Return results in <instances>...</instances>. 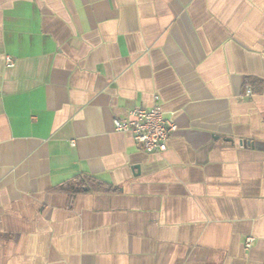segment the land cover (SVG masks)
<instances>
[{"label": "crops", "instance_id": "obj_1", "mask_svg": "<svg viewBox=\"0 0 264 264\" xmlns=\"http://www.w3.org/2000/svg\"><path fill=\"white\" fill-rule=\"evenodd\" d=\"M0 264H264V0H0Z\"/></svg>", "mask_w": 264, "mask_h": 264}, {"label": "built area", "instance_id": "obj_2", "mask_svg": "<svg viewBox=\"0 0 264 264\" xmlns=\"http://www.w3.org/2000/svg\"><path fill=\"white\" fill-rule=\"evenodd\" d=\"M8 67L15 66V59L7 55ZM252 90H247L251 95ZM159 96H155V104L152 107H135L128 116L115 118V128L118 132L131 133L134 140L139 143L143 150L148 153L161 154L168 148V141L176 131V124L173 119L164 114L159 102ZM253 237L248 236L245 241L246 248L252 246Z\"/></svg>", "mask_w": 264, "mask_h": 264}, {"label": "trees", "instance_id": "obj_3", "mask_svg": "<svg viewBox=\"0 0 264 264\" xmlns=\"http://www.w3.org/2000/svg\"><path fill=\"white\" fill-rule=\"evenodd\" d=\"M81 180V181H80ZM70 181H79V185L77 187L78 190L81 189H92L95 191H111L112 186L108 183H105L99 179H97L96 177L93 176H85V177H81V176H75L72 180Z\"/></svg>", "mask_w": 264, "mask_h": 264}]
</instances>
